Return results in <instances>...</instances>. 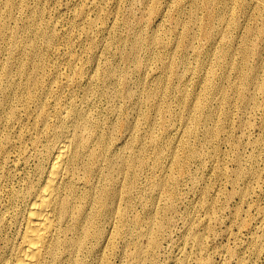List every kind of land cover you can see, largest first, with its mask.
Returning <instances> with one entry per match:
<instances>
[{"label":"bare ground","instance_id":"bare-ground-1","mask_svg":"<svg viewBox=\"0 0 264 264\" xmlns=\"http://www.w3.org/2000/svg\"><path fill=\"white\" fill-rule=\"evenodd\" d=\"M162 1L140 0L145 17L135 19L120 14V0H0V189L8 196L0 212V264H109L121 237L128 264H154L151 257L179 200L181 176L190 179L200 200L186 206L181 235L191 250L172 260L214 264L203 255L204 231L198 229L212 232L220 208L204 182L208 172H225L221 164L228 153L220 144L231 145L236 163L225 198L237 194L246 202L249 180L262 177L257 164L264 159V0ZM65 11L68 26L59 28ZM153 16H171L173 24L153 29ZM198 32L207 40L202 49L195 47ZM107 51L112 58L102 61ZM189 51L195 52L194 64ZM151 64L156 70L149 73ZM102 100L106 106L99 105ZM234 103L241 110L238 121L232 118ZM258 107L263 133L250 140L251 152L244 156L242 139L230 128L255 127L249 113ZM11 151L16 160L4 166ZM30 156L36 159L31 172L23 171L18 189L12 182L7 188L16 161L26 164ZM191 206L208 219L195 225ZM240 208H234L235 220ZM257 210L261 222L264 206ZM261 234L250 236L252 253L264 252V229Z\"/></svg>","mask_w":264,"mask_h":264},{"label":"rangeland","instance_id":"rangeland-1","mask_svg":"<svg viewBox=\"0 0 264 264\" xmlns=\"http://www.w3.org/2000/svg\"><path fill=\"white\" fill-rule=\"evenodd\" d=\"M61 1V3L63 2V3H66V0H60ZM126 1V2H125ZM131 1H132V3H131ZM134 2V3H133ZM138 2V3H137ZM120 4H118V5H120L119 6V10H120V14L121 15H126V14H131L135 19H141L142 17H145L144 16V12H143V6H142V3L140 2V0H120V2H119ZM162 3H164L165 4V0H163L162 1ZM138 6H137V5ZM122 5V6H121ZM124 5H126V6H124ZM132 5V6H131ZM141 5V6H140ZM140 7V8H139ZM136 8V9H135ZM65 13H66V15H65ZM201 13V14H200ZM64 15H62L61 16V21H59V28H64V26L66 25V26H68V23H69V20H70V13H69V11L67 12V11H65L64 13H63ZM69 14V15H68ZM205 14V11H201V10H199V15L201 16H203ZM64 16V17H63ZM152 18V17H151ZM149 19V24L148 25H150V27L151 28H153V29H157L159 26H161V25H164V26H166V27H170V26H172V19H171V16H166V17H161V18H159V16H153V18L152 19ZM164 18V19H163ZM64 19V20H63ZM163 19V20H162ZM159 22H158V21ZM162 20V21H161ZM165 20V21H164ZM161 21V22H160ZM65 22V23H64ZM66 26H65V28H66ZM155 26H156V28H155ZM196 39L197 40H195V47H196V49H202V47H204L206 44H207V40L204 38V36L200 33V32H198V34H197V36H196ZM197 42V43H196ZM63 47H61L60 48V50L62 49ZM112 50V49H111ZM76 51H79L78 50V48H76ZM59 52H61V51H59ZM108 52V53H107ZM107 52H105V54H103L101 57L102 58H100L102 61L103 60H110V58H112V55L113 54H110V52L111 51H107ZM112 53V52H111ZM142 54V51L140 52V55ZM195 52H193V51H189L188 52V54H187V56L189 57V60H191L192 61V64H194V57H195ZM107 55H109V56H107ZM111 56V57H110ZM191 58V59H190ZM156 64V63H155ZM152 65V66H151ZM150 66V70L148 71L149 73H151L152 71H153V69H154V71L156 70V65H154V64H151ZM154 67V68H153ZM152 70V71H151ZM261 95H257V97H258V99L261 101L262 100V96L260 97ZM101 104H99L100 106H106V102L104 101V100H102L101 102H100ZM233 106H231V109H232V118L233 119H235L234 121H238L237 119H238V116H239V114H240V111H239V106H238V103H234V104H232ZM236 106V107H235ZM236 109H238V110H236ZM253 110V109H252ZM256 110H258V111H256ZM236 111V112H235ZM253 112H255V113H253ZM261 112H262V110H261V107H258V108H255L253 111H250V115H249V117L251 118V121H253V124H252V127L253 126H255V127H253V128H249V130L247 129V130H242L241 128H238L237 127V129H236V126L235 125H233L231 128L233 129H235V130H232L231 128H230V132H231V134L232 135H234V136H236V137H238V138H241L242 139V142H241V146H240V151H241V153L244 155V156H246L247 154H249L250 152H251V147H250V140L251 139H254V137L256 138V136L258 137V136H260L259 134H262L263 133V131H262V129H261V127H260V117H257L256 115H258V116H261ZM234 113V114H233ZM235 114H237V115H235ZM253 114V115H252ZM255 115V116H254ZM252 116V117H251ZM237 118V119H236ZM253 118V119H252ZM258 119V120H257ZM257 121V122H256ZM256 122V123H255ZM255 123V124H254ZM159 128L161 129V128H163V126H164V124H163V121H162V119H160L159 120ZM257 125V126H256ZM259 128V129H258ZM259 131H258V130ZM238 130V131H237ZM244 133V134H242V132ZM250 132V133H249ZM260 132H262V133H260ZM235 133V134H234ZM246 133V134H245ZM239 134V135H238ZM241 134V135H240ZM248 134V135H247ZM251 136H250V135ZM257 134V135H256ZM119 136V137H118ZM117 136V139L118 140H120L121 138V136L120 135H118ZM241 136V137H240ZM250 136V137H249ZM253 137V138H252ZM227 144L228 143H226V142H222L221 144H220V147H221V149H225V154L226 153H228L227 155H224L225 157L223 158L224 160H222V164L221 165H223V171H225V172H223V174H221V175H214V173L213 174H211V172H208V171H206V173L207 174H205V176L207 175V176H210L211 175V177L212 178H210V177H205V179H204V182L205 183H209V187H210V196L209 197H211L210 199L212 200L213 198V200H215L216 201V203L219 205V207L220 208H218L217 207V209H215V211L214 212H216V214L214 213V215H216L215 217H214V215L212 216L213 217V219H217L216 220V222H218V221H220L219 223H216L213 219H211V222L213 223H211V226L213 227V231L212 232H214L213 234H212V232H210V231H206V228H205V230H202L201 228H203V227H200V229H198V230H200V231H204L203 233H204V246H205V248H204V252H203V255L205 254V256H207V258H210V260L211 259H213V260H211V262L212 263H214V264H223L224 263V261L227 263V264H234L235 262H236V264H238V262H239V260H238V258H240L241 257V259H244L245 261H247V263L248 264H263L264 263V252H262V253H252L251 252V250L249 249L250 248V244H249V242H250V240L253 238V236L255 237V238H260L261 236H262V234L261 233H263V229H264V220L262 221L261 220V222H260V220H258L257 219V212H258V210H257V208H258V206H264L263 204H264V183L262 182L264 179V170H262L263 168H264V159L263 160H261V161H259V163L257 164V167H259L260 168V172L262 173L261 174V176L262 177H260V179L258 180V182H256V180L254 181V179L253 180H249L250 182H249V188L251 187V189H250V192L251 193H249V194H252L251 196L249 195V197L248 198H251V199H248L247 198V200H246V202L244 201L243 202V200H239L240 198H238L239 196L237 195V194H234L233 196H231L230 198H225L226 197V193L229 191V190H231V188L233 187L232 185H233V183L231 182V181H229L230 180V176H231V174H232V172H231V170L233 171V169H234V167L236 166L235 164V161H232L234 158H233V149H232V147H231V145H228L227 146ZM244 144V145H243ZM226 145V146H225ZM246 145V146H245ZM225 146V147H224ZM231 147V148H230ZM243 147V148H242ZM229 149V150H226V149ZM223 149V150H224ZM233 151H232V150ZM241 149H243V152H242V150ZM249 149V150H248ZM247 150H248V152H247ZM227 151V152H226ZM231 152H232V154H231ZM246 155H245V154ZM14 154V155H13ZM264 154V153H263ZM16 152H12L11 151V153H10V155H9V159H7V157H6V165H4V166H9L10 164H11V162L13 161V159H15L16 160ZM227 156H229V157H227ZM10 158H11V160H10ZM230 158H231V160H230ZM229 159V160H228ZM30 160V161H29ZM7 161L9 162V163H7ZM35 161H36V159H35V157L34 156H30L29 158H28V162L26 163V164H28V165H26V164H22L23 162H21L20 160H18V161H16L17 163H19V164H17V169L15 170L16 172H15V178L12 180H10L9 182H8V184H7V188H11V186H13L12 188H15V189H18V186L21 184L20 182H22L23 183V181H22V177H24L25 175H26V172H27V174L28 173H30L31 172V169L34 167L33 165H35L34 163H35ZM225 163H224V162ZM32 162V164H30ZM234 163V164H233ZM246 164V163H245ZM22 165V166H21ZM246 165H248V163L246 164ZM21 166V167H20ZM31 166V167H30ZM193 166V167H192ZM192 166H191V168L193 169V170H195V168L197 169V164H192ZM24 167H25V169H24ZM195 167V168H194ZM261 167H262V169H261ZM27 168V169H26ZM225 168L227 169V170H225ZM231 168H233V169H231ZM19 169H21V171L19 170ZM29 169V170H28ZM230 169V170H229ZM18 170V171H17ZM25 170H27V171H25ZM23 171H24V174H23ZM18 172H19V174H18ZM147 172H143L142 173V176L140 177V180H141V182L142 183H146V174ZM225 173H227L226 175H225ZM231 173V174H230ZM208 174H210V175H208ZM224 175V176H223ZM228 175V176H227ZM22 176V177H21ZM218 176H220V177H218ZM226 176H227V178H226ZM21 178V179H18V178ZM214 177V178H213ZM218 179H217V178ZM143 178H145V179H143ZM185 178V179H184ZM187 178V179H186ZM216 178V179H215ZM226 178V179H225ZM229 178V179H228ZM18 179V180H17ZM209 179V180H208ZM210 179H211V181H214V180H216V183L215 184H217V185H215L214 184V182H211L210 181ZM220 179V180H219ZM144 182H143V181ZM188 180V181H187ZM219 180V181H218ZM221 180H223L222 182H221ZM225 180H226V182H225ZM1 178H0V183H1ZM190 181V179L188 178V177H183V176H181L180 177V180H179V197H178V199L179 200H177L176 201V209H174L175 211H173L174 212V216H173V212L170 214V216H171V223L169 224V226L170 227H167V229H166V232H165V234L162 236V239L160 240V244H159V247H157V249L155 250V255H153V258L151 257V260H155L156 261V259H158L156 262L155 261H153L154 262V264H160L161 262V264H174V261L173 260H175L176 258H180V256L181 257H183V255H184V253L185 252H187V251H190L191 249H189L190 248V243L185 239V237H182V235L184 236V224H185V222H184V220H185V216L188 214V209H187V207L186 206H188V205H191L192 204V206L193 205H196V204H198L199 203V200L200 199H198L199 198V196L197 197L196 196V193H194V191L191 189V181ZM11 182H12V185H11ZM15 182H16V184H15ZM224 182V184H222ZM231 182V183H230ZM252 182V183H251ZM180 183H181V185H180ZM183 183H184V187H183ZM219 183H220V185H219ZM230 183V184H229ZM261 183H263V184H261ZM14 184V185H13ZM211 184H213V185H211ZM226 184V185H225ZM232 184V185H231ZM254 184H257V185H255L254 186ZM11 185V186H10ZM223 185V187L225 186L226 187V189H225V187L224 188H222L221 186ZM231 185V186H230ZM253 187H252V186ZM258 185H260V188H259V186ZM181 186H182V190H184V192L181 190ZM187 186V187H186ZM220 186V188L218 189V187ZM6 186H4V188H5ZM20 187V186H19ZM190 187V189H189V191H188V188ZM212 187V188H211ZM231 187V188H230ZM222 188V189H221ZM263 188V189H262ZM221 189V190H220ZM224 189V190H223ZM138 190V191H137ZM212 190V191H211ZM219 190V191H218ZM223 190V191H222ZM225 190H226V192H225ZM135 192H134V196L138 199H140V196L141 195H139V189H136V190H134ZM184 193H182V192ZM187 191V192H186ZM214 191V192H213ZM217 191V192H216ZM253 191V192H252ZM221 192V193H220ZM259 192V193H258ZM3 193V194H2ZM180 193H181V195H180ZM186 193H188V194H186ZM194 193V194H193ZM214 193V194H213ZM1 194H2V196H1ZM215 194H217V195H215ZM221 194V195H220ZM224 194V195H223ZM261 194V195H260ZM184 195H187V196H184ZM212 195V196H211ZM258 195V196H257ZM0 212H2V211H4V204L6 203V201L5 200H7L6 199V197H8L7 196V193L4 191V190H2L1 191V189H0ZM4 196V197H3ZM184 196V197H183ZM215 196V197H214ZM219 198H218V197ZM221 196V197H220ZM254 196H256V197H254ZM260 196V197H259ZM3 197V198H2ZM190 197V198H189ZM193 197V198H192ZM197 197V198H196ZM224 197V198H223ZM2 198V199H1ZM185 198V199H184ZM187 198V199H186ZM192 199V200H191ZM217 199H219L218 201H217ZM224 199H226L225 201H224ZM253 199V200H252ZM255 199V200H254ZM259 199V200H258ZM260 199H262V200H260ZM142 200V199H141ZM181 200H182V202H181ZM188 200V201H187ZM189 200H191V201H189ZM221 200V201H220ZM227 200H229V201H227ZM241 201V202H239V201ZM227 201V203L225 204V202ZM256 201V202H255ZM260 203H259V202ZM188 202V203H187ZM194 202V203H193ZM196 202V203H195ZM198 202V203H197ZM219 202V203H218ZM221 202H222V205H221ZM229 202H230V204H229ZM236 202V203H235ZM254 202V203H253ZM2 203V204H1ZM180 203H182V204H180ZM186 203V204H185ZM191 203V204H190ZM246 203V204H245ZM250 203V204H249ZM253 205H252V204ZM258 205H257V204ZM137 204H138V207H137ZM137 204H135V206H134V208H136L135 210L137 211H139V210H141V206H140V203L138 202ZM228 204V206L226 207V205ZM231 204H233V205H231ZM239 206V207H241L240 208V210H242V211H240L241 213H240V215H238V217H237V219H244V222H246L245 224H244V222L243 223H240L241 222V220H240V222H239V220H235L234 218V208L235 207H237V205ZM260 204V205H259ZM1 205H3L2 207H1ZM177 205H179L178 207H177ZM182 205V206H181ZM243 205V206H242ZM183 206H185V207H183ZM192 206H191V208H192ZM235 206V207H234ZM249 206V207H248ZM250 206H252V207H250ZM182 207V208H181ZM196 207V206H195ZM222 207V208H221ZM181 208V209H180ZM184 208V209H183ZM186 208V209H185ZM227 208H229V209H227ZM244 208H246V209H244ZM249 208V209H248ZM251 208V209H250ZM256 208V209H255ZM3 209V210H2ZM221 209V210H220ZM247 209H248V211H247ZM253 209V210H252ZM181 210H184L183 212L181 211ZM186 210V211H185ZM196 210H197V208L196 209H194V208H192L191 209V211H189L190 212V215L192 216V217H194L193 219H194V222H195V225L197 224L196 223V221L198 222V221H202V220H205V219H208V216H206L205 217V215H207V214H205L206 212H204L203 210H198L197 211V213H196ZM218 210V211H217ZM225 210V211H224ZM228 212H227V211ZM245 210V211H244ZM255 210H256V212H255ZM194 211V212H193ZM220 211H221V213H220ZM185 212H187V213H185ZM248 212V213H247ZM252 212V213H251ZM195 213V214H194ZM203 213V214H202ZM245 213H247L246 215H243V214ZM253 214V215H251V214ZM177 216H176V215ZM178 214H180V215H178ZM194 214V215H193ZM205 214V215H204ZM230 214H232L233 215V217H232V215H230ZM182 215H183V217H182ZM200 215V216H199ZM248 215V216H247ZM195 216H197V218L195 217ZM221 216V217H220ZM229 216V217H228ZM241 218H240V217ZM242 216H243V218H242ZM245 216V217H244ZM253 216V217H252ZM203 217H204V219H203ZM233 219H232V218ZM252 219V220H250V219ZM230 219H231V221H230ZM176 220V221H175ZM182 221L183 220V222H180V221ZM196 220V221H195ZM246 220V221H245ZM249 220H250V222H249ZM214 221V222H213ZM230 221V222H229ZM248 221V222H247ZM232 222V223H231ZM177 223V224H176ZM181 223V224H180ZM214 223H215V225H214ZM235 223V224H234ZM249 223V224H248ZM253 223V224H252ZM259 223V224H258ZM217 224V225H216ZM220 224V225H219ZM244 224V225H243ZM258 224V225H257ZM173 225H175V226H173ZM224 227H223V226ZM229 225V228H230V230H231V232L229 231V228H227V226ZM235 225V226H234ZM239 225V226H238ZM255 225V226H254ZM173 226V227H172ZM183 226V227H182ZM252 226L255 228V230H256V232H255V230H254V228L252 229ZM261 226V227H260ZM177 227H178V229H177ZM216 227V228H215ZM217 227H218V229H217ZM237 229H236V228ZM241 227V229H239ZM244 227V228H243ZM248 227H249V230H248ZM259 229H258V228ZM8 226H7V224L5 223V226H4V228H3V230H7V231H9L8 229ZM181 229V230H180ZM204 229V228H203ZM215 229H217V230H215ZM220 229V230H219ZM226 229V230H225ZM243 229V230H242ZM258 229V230H257ZM261 229V230H260ZM169 230V231H168ZM222 230V231H221ZM4 231V232H5ZM217 231H220V232H217ZM230 233H229V232ZM237 231V232H236ZM250 231V232H249ZM176 232V233H175ZM183 232V233H182ZM256 234H254V233ZM261 232V233H260ZM172 233V234H171ZM207 233H209V235L207 234ZM211 233V234H210ZM230 235H229V234ZM239 233L241 234L242 233V235H239ZM253 233V234H252ZM171 234V235H170ZM182 234V235H181ZM236 234V235H235ZM249 234H252V235H249ZM179 235H181V236H179ZM207 235H208V237H207ZM211 235H213V236H211ZM215 235V236H214ZM221 235V236H220ZM225 235H227L226 237H225ZM240 237H239V236ZM218 236H220V237H218ZM242 236V237H241ZM246 238H245V237ZM250 236H252V238L250 237ZM166 237V238H165ZM168 237H170L169 239H168ZM182 237V238H181ZM214 237V238H213ZM224 237V238H223ZM238 238V240H236L235 238ZM178 238V239H177ZM211 238V240H209ZM250 238V239H249ZM163 239H164V241H163ZM171 239L173 240V242L171 241ZM208 239V240H207ZM233 239V240H232ZM241 239V240H240ZM249 239V240H248ZM181 240H185V242H183V241H181ZM227 240H228V242H227ZM229 240H230V242H229ZM166 241V242H165ZM168 241H169V243H168ZM187 241V242H186ZM234 241V242H233ZM237 241V242H236ZM239 241V242H238ZM243 241V242H242ZM182 242V243H181ZM120 243V244H119ZM177 243H179L178 245H177ZM227 243H228V246L230 247V248H232V247H234L233 249H235L236 250V252L235 253H233V254H231V253H229V251H228V246H227ZM245 243V244H244ZM169 244V245H168ZM174 244V245H173ZM186 244V245H185ZM208 244V245H207ZM233 246H232V245ZM237 244V245H236ZM243 244V245H242ZM123 246L124 245V242L122 241V237H121V239H117L116 240V247H117V249H116V247H115V252H113V253H111L112 255L111 256H109V264H128V262H127V260H126V258H125V256H124V253H121L122 251H123V248L124 247H121V246ZM165 245H168V246H165ZM171 245H172V247H171ZM181 245V246H180ZM234 245H236V246H234ZM160 246H161V248H160ZM177 246V247H176ZM182 246H184V248L185 249H183V247ZM212 248H211V247ZM241 246V247H240ZM245 246H247V247H245ZM180 247V248H179ZM182 247V248H181ZM206 247H208V249H206ZM228 247V248H227ZM120 248V249H119ZM173 248V249H172ZM187 248V249H186ZM215 248H219V249H214ZM242 248V249H241ZM162 251H161V250ZM169 249V250H168ZM172 249V250H171ZM175 249V250H174ZM178 249V250H177ZM206 249V250H205ZM226 249V250H225ZM119 252H118V251ZM122 250V251H121ZM168 250V251H167ZM182 250V251H181ZM187 250V251H186ZM208 250V251H207ZM222 250H225V251H222ZM241 250H243V251H241ZM158 253H157V252ZM161 251V252H160ZM171 251H173V252H175V253H173V252H171ZM177 251V252H176ZM207 251V252H206ZM215 251V252H214ZM219 251V254L217 253ZM228 251V252H227ZM241 251V252H240ZM168 254H167V253ZM181 252V253H180ZM225 252V253H224ZM247 252H249V253H247ZM117 253V254H116ZM157 253V254H156ZM163 255H161V254ZM170 253V254H169ZM172 253V254H171ZM178 253V254H177ZM214 253V254H213ZM223 255H222V254ZM238 253V254H237ZM243 253H245L244 255H243ZM249 255V256H247V254ZM252 253V254H251ZM118 254H119V256H118ZM159 254V255H158ZM211 254V255H210ZM226 254H228V255H226ZM243 256H242V255ZM121 255H123V256H121ZM158 255V256H157ZM161 255V256H160ZM170 255V256H169ZM171 255H172V257H171ZM218 255V256H217ZM232 255H235V257L234 256H232ZM239 255V256H238ZM251 255V256H250ZM255 255H258V256H255ZM121 256V257H120ZM167 256V257H166ZM176 256V257H175ZM178 256V257H177ZM217 256V257H216ZM227 256V257H226ZM228 256H230V257H228ZM238 256V257H237ZM164 257H166V258H164ZM175 257V258H174ZM248 257V258H247ZM257 257V258H256ZM260 257V258H259ZM115 258V260H113ZM118 258V259H117ZM124 258V259H123ZM163 258V259H162ZM171 258V259H170ZM228 258H230L229 260H227ZM236 258H237V260H236ZM247 258V259H246ZM255 258V259H254ZM120 259V260H119ZM161 259V260H160ZM165 259V260H164ZM169 259V260H168ZM173 259V260H172ZM217 259V260H216ZM253 259H254V261H253ZM163 260V261H162ZM193 260H194V262H195V259H192L191 261H192V263H194L193 262ZM215 260V261H214ZM234 260V261H233ZM252 260V261H251ZM114 261V262H113ZM119 261H120V263H119ZM171 261H172V263H171ZM214 261V262H213ZM220 261V262H219ZM229 261V262H228ZM113 262V263H112ZM117 262V263H116ZM158 262V263H157ZM164 262V263H163ZM166 262V263H165ZM223 262V263H222ZM253 262V263H252ZM150 263L151 264H153L151 261H150ZM225 263V264H226Z\"/></svg>","mask_w":264,"mask_h":264}]
</instances>
